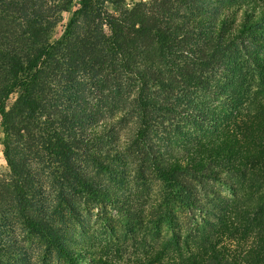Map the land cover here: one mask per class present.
Wrapping results in <instances>:
<instances>
[{
  "label": "trees",
  "instance_id": "1",
  "mask_svg": "<svg viewBox=\"0 0 264 264\" xmlns=\"http://www.w3.org/2000/svg\"><path fill=\"white\" fill-rule=\"evenodd\" d=\"M0 117V264H27V232L68 263L120 264L70 216L134 177L160 185L137 264H264V0H0ZM174 203L193 228L172 231Z\"/></svg>",
  "mask_w": 264,
  "mask_h": 264
},
{
  "label": "rangeland",
  "instance_id": "2",
  "mask_svg": "<svg viewBox=\"0 0 264 264\" xmlns=\"http://www.w3.org/2000/svg\"><path fill=\"white\" fill-rule=\"evenodd\" d=\"M148 1L124 0V4L127 8H131L136 3ZM105 8L107 12L118 14L117 7L110 2L105 3ZM75 9L76 7L72 6L63 13L62 20L53 34V40H59L63 36L65 26ZM130 92L131 90H129L128 96ZM110 93L108 88L95 90L92 97L94 101L102 99L104 103L101 106L105 108V101L110 98ZM16 96L13 95L11 101H14ZM3 140L4 129L0 117V173H7L10 171V167L4 156ZM124 181L125 184L121 187L115 185L118 195L110 200H98L97 197L87 194L75 195L74 200L78 203L79 210L70 217L75 216V219L82 222L81 228L78 225L75 226L76 240L81 245L94 247L100 255L109 256L111 259L119 261L120 264H137L149 253L153 244V237L146 232V229H143L144 223L151 219L150 216L146 217L144 211L148 210L158 199L159 195L155 194L160 185L158 182H150V186H147L148 181H141L135 177ZM215 187L223 195L232 197L228 188L217 184ZM172 207L177 218L176 225H172V231L183 232L196 225L185 206L174 203ZM196 216L199 222L204 216L208 217L207 214L201 212H196ZM166 227L167 224H164L165 229ZM24 236L26 240L23 244L29 249L27 264H71L57 255L53 249L48 250L45 242L36 234L27 232ZM11 261H13L12 257ZM76 264L89 263L86 260H81Z\"/></svg>",
  "mask_w": 264,
  "mask_h": 264
}]
</instances>
